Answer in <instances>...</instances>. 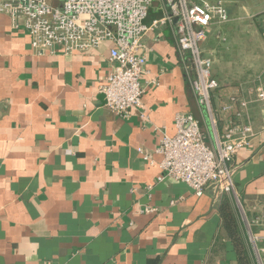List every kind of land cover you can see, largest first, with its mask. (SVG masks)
I'll return each instance as SVG.
<instances>
[{
  "label": "crops",
  "instance_id": "obj_1",
  "mask_svg": "<svg viewBox=\"0 0 264 264\" xmlns=\"http://www.w3.org/2000/svg\"><path fill=\"white\" fill-rule=\"evenodd\" d=\"M210 1L230 16L203 42L220 84L217 109L233 95L254 98L264 64L235 46L230 29L241 18L228 0ZM162 14L156 0L146 23ZM142 44L145 116L134 109L122 117L99 90L113 67L111 43L38 54L24 26L0 11V264H240L222 224L226 197L251 264H264V239L252 238L264 235V101L213 122L180 62L175 28L150 31ZM180 112L199 120L211 145L229 118L252 124L256 135L232 163L235 193L209 184L199 196L161 179V138L176 133Z\"/></svg>",
  "mask_w": 264,
  "mask_h": 264
},
{
  "label": "built area",
  "instance_id": "obj_2",
  "mask_svg": "<svg viewBox=\"0 0 264 264\" xmlns=\"http://www.w3.org/2000/svg\"><path fill=\"white\" fill-rule=\"evenodd\" d=\"M155 1L0 0V11L13 19L15 27L24 26L38 54L58 53L60 49L70 55L111 43L113 67L99 90L106 98V106L116 115L127 117L132 110L142 108L145 89L141 78L147 61L141 51L142 39L161 26L175 28L180 62L199 106L210 112L213 122L217 120L214 116L229 114L234 107L237 118L241 117L253 101H264L261 85L254 98L233 95L228 104L214 108L213 96L220 84L212 72L214 60L205 53L203 42L213 26L230 20L222 1L162 0V16L148 24ZM140 112L144 117V111ZM175 121L176 133L164 134L160 142L164 171L161 179L185 182L199 196L209 184H216L224 193H235L232 163L237 152L256 135L252 124L229 118L215 145H211L193 114L177 113ZM252 238L257 241L264 235Z\"/></svg>",
  "mask_w": 264,
  "mask_h": 264
},
{
  "label": "rangeland",
  "instance_id": "obj_3",
  "mask_svg": "<svg viewBox=\"0 0 264 264\" xmlns=\"http://www.w3.org/2000/svg\"><path fill=\"white\" fill-rule=\"evenodd\" d=\"M228 2L232 7V14L241 18L240 23L230 29L233 42L237 43L235 46L245 51H257V63L264 64V0H228ZM237 2L238 4L235 5ZM246 56L249 55H244L245 60L248 59ZM250 63L256 64L255 61Z\"/></svg>",
  "mask_w": 264,
  "mask_h": 264
},
{
  "label": "trees",
  "instance_id": "obj_4",
  "mask_svg": "<svg viewBox=\"0 0 264 264\" xmlns=\"http://www.w3.org/2000/svg\"><path fill=\"white\" fill-rule=\"evenodd\" d=\"M220 213L222 216L223 228L227 236L234 243L240 264H251L233 206L228 197L224 198L222 201Z\"/></svg>",
  "mask_w": 264,
  "mask_h": 264
}]
</instances>
